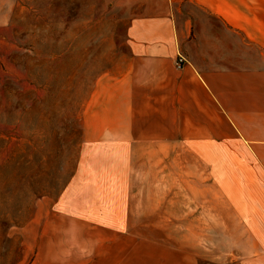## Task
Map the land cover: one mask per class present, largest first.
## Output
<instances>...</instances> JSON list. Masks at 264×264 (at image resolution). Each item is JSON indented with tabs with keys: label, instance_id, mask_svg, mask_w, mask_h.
Returning a JSON list of instances; mask_svg holds the SVG:
<instances>
[{
	"label": "rangeland",
	"instance_id": "obj_1",
	"mask_svg": "<svg viewBox=\"0 0 264 264\" xmlns=\"http://www.w3.org/2000/svg\"><path fill=\"white\" fill-rule=\"evenodd\" d=\"M163 6L0 0V264L56 241L108 264H243L213 190L224 158L149 145L115 97L120 32Z\"/></svg>",
	"mask_w": 264,
	"mask_h": 264
},
{
	"label": "crops",
	"instance_id": "obj_2",
	"mask_svg": "<svg viewBox=\"0 0 264 264\" xmlns=\"http://www.w3.org/2000/svg\"><path fill=\"white\" fill-rule=\"evenodd\" d=\"M155 1L165 14L133 17L120 32L115 97L149 145L224 158L212 183L235 213L225 226L243 228V264H264V0ZM55 244L41 242L29 264H108L93 262L88 244Z\"/></svg>",
	"mask_w": 264,
	"mask_h": 264
},
{
	"label": "built area",
	"instance_id": "obj_3",
	"mask_svg": "<svg viewBox=\"0 0 264 264\" xmlns=\"http://www.w3.org/2000/svg\"><path fill=\"white\" fill-rule=\"evenodd\" d=\"M184 60L181 56H178L175 62L176 67L179 69L181 68L182 64H183Z\"/></svg>",
	"mask_w": 264,
	"mask_h": 264
}]
</instances>
